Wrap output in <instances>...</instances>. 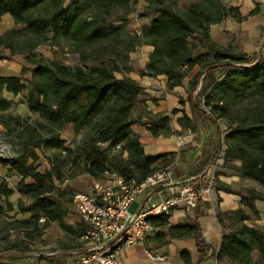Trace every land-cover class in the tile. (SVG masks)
<instances>
[{"label": "trees", "instance_id": "16d2710c", "mask_svg": "<svg viewBox=\"0 0 264 264\" xmlns=\"http://www.w3.org/2000/svg\"><path fill=\"white\" fill-rule=\"evenodd\" d=\"M73 2L75 6L90 4L93 18L88 24L71 23L65 0H0V18L9 14L15 25L21 26L0 35V60H10L13 55L32 59L31 67H23L20 74L31 76L27 84L22 83L20 77L0 76V93L6 91L16 96L25 92L28 111L41 121L30 123L29 117L16 121V127L20 129L16 136L24 152L9 159L0 157V164L9 166L21 177L32 179L26 189H21L30 204L24 206L20 201L17 203L19 211L29 213L30 217L14 221L11 224L13 230H25L34 225V229L41 233V229H37L40 218L44 226L56 222L63 230L66 228L63 218L68 213L66 204L70 199L66 201L63 191L54 187L51 170L41 173L24 161L25 157L37 158L35 149L46 157L52 170L66 165L72 154H76L72 161H79L93 182L116 175L125 181L138 183L164 167H158L159 161L169 162L167 155L145 156L137 136L131 132V126L142 123L141 117L134 119L132 114L141 103L144 89L127 77L130 68L126 61L129 53L142 45L151 46L153 51L145 68L139 72L140 76L163 75L167 78L169 90L179 86L188 70L201 64L200 70L191 79L187 97L191 119L182 115L176 120L177 124L193 132L197 126L204 128L211 124L216 137L209 164L221 158L223 167L237 171L242 179L251 180L264 188V47L251 57L243 53L229 54V50L216 49L218 45L209 36L211 25L227 18L236 22L243 20L236 8L225 5L221 0H198L183 8H179L173 0H144L146 7L140 16L150 18V23L143 27L139 35L129 36L122 33V23L115 24L124 22L133 12V0ZM118 10L122 13L116 14ZM111 13L115 17L109 22ZM63 39L67 40L71 53L80 55L79 64L65 65L56 59L45 60L34 53L38 46L46 44L60 48ZM85 46L88 52L82 51ZM196 48L206 50L202 54L204 57L209 58V51L213 56L202 64L199 57L194 56ZM87 59H93L94 64L82 66ZM218 69H223L221 77L212 83L217 93L214 91L216 94L207 102L212 105V112L217 117L228 120L231 131L226 137V149L222 147L219 126L215 117L211 116L213 113L206 111L196 96L201 80L209 83V73ZM117 74L121 77H116ZM8 106V101H1L0 110ZM176 112L173 110L170 116ZM144 115L147 116L142 117L146 120L143 125L152 137L172 134L169 115L147 111ZM93 116L96 117L90 125ZM2 124L5 129L11 130L8 123L2 121ZM66 126H72L75 131L89 128L82 138L80 149L75 151L64 146L59 134ZM104 143L110 144L109 149L117 148V152L102 150L99 144ZM236 161L240 163L238 167L234 165ZM222 188L227 193L236 194L227 187ZM239 197L243 207L257 218L253 202L259 197L254 193L239 194ZM7 208L11 210L8 203ZM3 212L0 206V216ZM204 214L205 205L199 200L186 224H170L167 217L152 219L150 224L159 227L168 222L167 233L158 234L171 239L191 237L199 255L197 263H201L210 252L208 258L228 264H264V227L247 226L245 223L250 216L245 210L216 214L221 227L217 252L203 239L199 219ZM2 229L3 232L8 230ZM7 236L6 232L1 238L4 245L0 251V264H18L17 257L11 258L5 253L13 250L23 252L22 248L17 249L20 243H9ZM253 251L257 252L256 259L252 257ZM179 255L185 263L188 262L187 252L181 251Z\"/></svg>", "mask_w": 264, "mask_h": 264}, {"label": "rangeland", "instance_id": "374dc122", "mask_svg": "<svg viewBox=\"0 0 264 264\" xmlns=\"http://www.w3.org/2000/svg\"><path fill=\"white\" fill-rule=\"evenodd\" d=\"M73 1L74 0H65V7L69 10L68 16L69 19H71L70 21H72L71 23L75 22L83 24L82 22H85L88 24L93 18V11L90 4L75 6V2ZM173 2L179 8H183L184 6L197 3L198 0H173ZM145 7L146 3L144 2V0H133V4L131 5L133 12L125 18L124 22H118L115 25H120L122 23V25H124L122 33H125L126 35H139L143 27L148 26L150 23V18L140 16L141 13L144 11ZM121 13L122 10H118L116 14ZM114 17L115 14L111 13L108 18V21L110 22ZM8 28L9 25L6 19H2V22L0 23V33H4L5 31L9 30ZM209 36L211 40L218 45L216 49H218L219 51L229 50V54L243 53L246 54L248 57H251L256 53L254 51L247 50H245L247 52H243V48L250 46L249 40L245 39L244 36L240 37L236 28H229L227 26V19L217 25H211L209 27ZM66 41L67 40L65 39L62 40L60 48H56L47 44L38 46L34 50V53L38 57H42L45 60L56 59L61 61L65 65L72 66L79 64L80 55L71 53L70 49L68 48L69 45L68 43H66ZM82 51L88 52V48ZM152 51L153 48L151 46L142 45L137 46L131 53H129L126 65L128 68H130V71L127 72V77L134 80L140 76L139 72L145 68L146 64L148 63L149 55L152 53ZM204 53H206V50H201L199 48H196L194 50V56L199 57L198 60L202 64L207 63L209 59L213 56L212 51H209L208 53L209 58L202 56V54ZM31 64L32 59L30 57L13 55L11 56L10 60H0V72L11 76L20 77L21 82L27 84L31 76L29 74H24L23 76H20V74L23 67H31ZM93 64V59H87L86 61H84V64L82 66L85 65L84 67H90ZM200 68V63L192 67L186 72L184 78L180 81L179 86L170 88V90L167 87V78L161 75L162 79H165L164 88L160 90L156 88V85L153 88H149L150 91H153L151 94H149V96L154 98L153 95H158L159 97L165 98L166 94H171L168 92L166 93V91H174V93H172V104L178 108L184 107L185 105H187V97L189 93L191 79L193 75L200 70ZM222 72L223 69H218L215 72H210L209 83L205 79H202L196 89L197 99L200 101L201 106L204 107V109H206V111H208L209 113L212 112V105L209 104V102L207 101H209V99H211L217 93V90L213 89L212 83L215 79L221 77ZM116 77L119 78L121 77V75L117 74ZM158 92L160 94H157ZM145 97L146 96L144 93L140 96V101L143 102V105H141V103L138 104L132 114V117L134 119H138V117H141L142 123H136L133 126L139 128L138 130H140L141 127H144L142 130H140L142 131V133L143 130H146L145 125H143L146 120L142 118L147 116L144 115ZM1 101H8L9 106L5 110H0V157L4 159H9L11 157L23 154L24 152L21 141H19L16 136L20 132V129L16 127V121L21 122V120L25 117H29L30 123L41 121L38 119L37 115L31 114L28 111L25 103V92L12 97L11 94L2 91L0 93V108ZM246 102L249 103L248 101ZM172 111L173 110L168 113L170 118L169 125H171L172 123V117L170 116V113ZM180 112H183V110H181ZM211 116L215 117L214 120L216 121L220 129V141L222 143V147L223 149H226V137L231 131L228 127V120L226 118L217 117L215 113H213ZM95 117L96 116L90 118V125L94 122ZM2 121L10 125V131L4 128ZM133 126H131V128ZM207 127H209V129L213 131L211 134H209V145L212 146L215 144L216 132L211 124H209V126ZM87 132H89V128H84L82 130L75 131L72 126H66L60 132L59 137L64 142L65 147H70L72 150L76 151L77 149H80L82 147V138ZM131 132L135 136H137V138L140 136L139 134H135L132 130ZM99 147L102 150H108L110 144H99ZM109 152L116 153L117 148L109 149ZM35 153L37 158L30 159L25 157L24 161L27 163H31L35 170L38 172L42 173L46 170H51L54 187L63 191L64 199L66 201H68L67 199H70V201H68L66 204V207L68 208V213L63 218V222L66 228L65 230H63L56 222H52L44 226L43 219L40 218L37 223V229L40 228L41 233H38V231L34 229V225H30L25 230H13L11 224L14 221L28 220L30 217L29 213L19 211L17 203L20 201L24 206L30 204L28 196L23 195L21 193V189H26L25 187L32 183V179L30 177H21L19 174L12 171L9 166L0 164V187H2L0 190V206L4 210L3 215L0 216V251H2V246L4 245V243L1 242L2 235H6L7 232L8 242L20 243L18 244L20 246H18L19 248L17 249L19 250L21 247V251L23 252H17L13 250L5 254L11 258L17 257L18 264H69L71 261L74 260L76 256L72 253L80 248L79 243L81 233L80 222L72 206L73 196L76 193L80 192L89 193L93 186V180L84 170L83 166L79 161H72L73 157H76V154H72V159L68 162L69 164L67 163L66 165L61 166L56 170H52L51 166L48 163V160L38 149H35ZM45 153L50 154L49 152ZM168 165L170 166L171 163L163 160L158 162V167ZM210 176H212V174H210ZM108 177L109 176H107V179L103 180V182H106L108 185H110L111 179ZM218 183L219 181L217 182L215 177V179L212 180L211 187L219 185ZM257 188L260 189V186L258 185ZM253 192L254 191L252 190V193ZM257 194L260 195L259 193ZM7 203L11 207L10 211H8ZM134 207V204H132L129 211L133 212L135 209ZM189 219L190 218H186L185 220H183L182 224L188 223ZM169 223L167 222V225L164 226L153 227V229H157L156 231H158V233L166 234L167 228L170 225ZM2 228H6L8 230L6 232H3ZM26 234H28V236H26ZM76 246L77 248H72ZM24 248L25 250H23ZM252 257L256 259L257 252L253 251Z\"/></svg>", "mask_w": 264, "mask_h": 264}, {"label": "crops", "instance_id": "0c3cea01", "mask_svg": "<svg viewBox=\"0 0 264 264\" xmlns=\"http://www.w3.org/2000/svg\"><path fill=\"white\" fill-rule=\"evenodd\" d=\"M221 1L227 6L236 8L241 17H243V20L240 22H236L231 18L228 20L227 18V26L229 28H236L240 37L244 36L245 39L249 40L250 46L243 48V52L254 51L257 53L264 46V0ZM254 10L255 12L252 13ZM4 18L9 25L8 29L21 28L20 25H15L9 14L2 15L0 23ZM0 76L11 75L0 72ZM134 80L144 89L143 93L146 96L144 99L145 111L152 114L161 112L168 115L171 110H178L172 116V123L170 125L172 134L169 136L152 137L147 130H143V133L140 131L144 127H141L140 130L134 126L131 128L135 134L140 135L138 141L142 145L144 155L150 157L167 155V160L174 167V174L178 179H193L196 184H200L206 179L205 176H202L205 172L208 176L213 174L216 177V181H219V185L214 186L213 189L200 198V201L205 205V214L199 219L201 233L205 242L216 252L218 251L221 242V227L216 220V214L219 212L243 209L250 216V220L245 223L247 226L264 227V188L260 187L258 189L257 183L242 179L237 171L223 167V160L221 158L215 160L213 164H209L212 147L209 145V134L213 131L209 127L203 128L197 126V129L193 132L189 129L181 128L177 124L176 120L182 117V115L191 119V112L188 104L179 108L172 104V93L174 91H166V93L171 94H166L165 98L158 95H153L154 98L149 96L153 92L149 88H153L156 85V88L162 90L165 85V79H162L161 76H139ZM157 94L160 93L158 92ZM141 105H143V102H141ZM179 110H183V112ZM234 165L238 167L240 163L236 161ZM223 186L231 189L236 194L225 192L222 188ZM252 190L259 197L253 202L258 213L257 218H254L243 207L239 197V194L247 195L252 193ZM134 206L136 207L135 204ZM193 211L183 218L179 214H175L171 218L170 224L182 223L186 218H191ZM156 230L152 227L142 245L123 248L121 251L122 264H228L225 261L221 262L214 258H208L210 252L206 254L201 263H197L199 255L196 251L194 240L191 237L171 239L168 236L159 235ZM181 251L188 253L189 258L187 263L181 259L179 255ZM153 257H162L163 260L155 261Z\"/></svg>", "mask_w": 264, "mask_h": 264}, {"label": "built area", "instance_id": "2783aa9c", "mask_svg": "<svg viewBox=\"0 0 264 264\" xmlns=\"http://www.w3.org/2000/svg\"><path fill=\"white\" fill-rule=\"evenodd\" d=\"M202 176L206 179L200 184L178 179L168 165L138 183L110 175V185L97 181L89 193H76L72 203L82 230L80 248L69 264H122V249L142 245L152 219L167 217L170 222L175 214L183 218L196 208L215 179L205 172ZM132 204L136 207L130 212Z\"/></svg>", "mask_w": 264, "mask_h": 264}]
</instances>
